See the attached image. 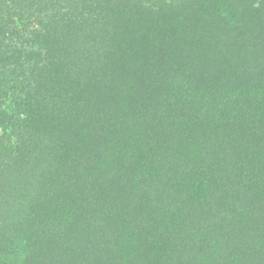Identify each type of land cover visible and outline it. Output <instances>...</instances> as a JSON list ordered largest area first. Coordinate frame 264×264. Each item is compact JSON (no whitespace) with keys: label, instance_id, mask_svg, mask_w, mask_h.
<instances>
[{"label":"trees","instance_id":"trees-1","mask_svg":"<svg viewBox=\"0 0 264 264\" xmlns=\"http://www.w3.org/2000/svg\"><path fill=\"white\" fill-rule=\"evenodd\" d=\"M0 264H264V0H0Z\"/></svg>","mask_w":264,"mask_h":264}]
</instances>
